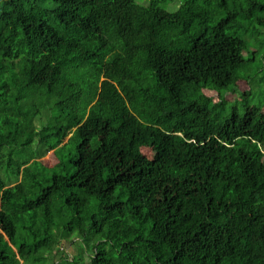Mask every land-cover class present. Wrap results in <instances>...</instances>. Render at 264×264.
Wrapping results in <instances>:
<instances>
[{"label": "trees", "instance_id": "1", "mask_svg": "<svg viewBox=\"0 0 264 264\" xmlns=\"http://www.w3.org/2000/svg\"><path fill=\"white\" fill-rule=\"evenodd\" d=\"M174 1L0 0V264H264V0Z\"/></svg>", "mask_w": 264, "mask_h": 264}, {"label": "rangeland", "instance_id": "2", "mask_svg": "<svg viewBox=\"0 0 264 264\" xmlns=\"http://www.w3.org/2000/svg\"><path fill=\"white\" fill-rule=\"evenodd\" d=\"M179 6V0H175L173 2V4L171 6H169L168 8L170 10H175L177 9V7ZM258 32V34H257ZM252 33L248 35V40L250 41L252 48H254L256 50V58H258V60L261 58L263 59L264 54L263 51L260 50L257 54V51L259 49H261L264 46V29H259L257 31H255L254 27L252 28ZM243 83V82H242ZM246 84V83H245ZM248 88V86L242 84L241 85V89H246ZM261 94V90L257 89L256 91V100L258 101L259 95ZM231 98V97H229ZM68 140V138L66 139V141ZM65 141V142H66ZM150 152V151H149ZM52 151H49L48 153H46L44 156L40 157L39 159H36V161H47L49 160L50 156H51ZM13 185V183L11 184ZM62 241L64 240H69L67 241H63V247L65 248V254L67 253L70 256H73L74 254H76L74 257L77 259L79 264H90V254H92V250L90 248H87L84 244L83 241L79 238V236L77 235V232H63L62 233ZM61 246V245H60ZM54 257H57L58 261L64 262V253L62 251H59V253L55 250L53 252ZM72 259V258H71ZM56 260V259H55ZM54 263V259L53 256H49V258H46L44 260L38 261L36 264H53Z\"/></svg>", "mask_w": 264, "mask_h": 264}, {"label": "clouds", "instance_id": "3", "mask_svg": "<svg viewBox=\"0 0 264 264\" xmlns=\"http://www.w3.org/2000/svg\"><path fill=\"white\" fill-rule=\"evenodd\" d=\"M71 135H72V134L68 135V137H67V138L69 139V137H70ZM67 138H66V139H67Z\"/></svg>", "mask_w": 264, "mask_h": 264}]
</instances>
